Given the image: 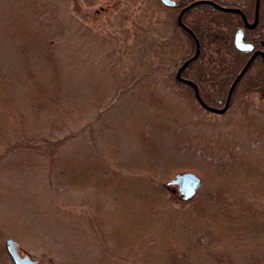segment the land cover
<instances>
[{"label":"rangeland","instance_id":"rangeland-1","mask_svg":"<svg viewBox=\"0 0 264 264\" xmlns=\"http://www.w3.org/2000/svg\"><path fill=\"white\" fill-rule=\"evenodd\" d=\"M174 17L158 0H0V72L9 77L11 92L16 95L25 77L21 44L28 36L18 39L17 30L35 32L53 42L70 105L52 108L45 122L25 134L34 144L14 148L0 134L3 264L9 261L5 244L9 238L18 243L21 256L38 264H147L148 255L157 257L158 264L165 261L157 224L133 248L116 249L126 239L122 212L134 205L115 203L124 191L123 183L100 177L94 188L79 191L60 175L82 159L99 157L110 163L106 154L113 148L116 159L111 172L135 177L140 150L127 135L135 116L155 135L166 155L165 166L177 164L179 172L199 175L191 170L198 169L199 149L226 140L241 143L233 113L219 116L196 109L184 98L169 67L150 73L155 54L175 55ZM144 66L150 75L140 78ZM152 93L175 104L190 121L181 136L156 129L148 106ZM254 101L264 122V100ZM12 115L0 106V130L10 127ZM176 174L164 170V185L169 195L181 199L177 187L170 184ZM245 187L242 195L264 221V201ZM173 204L177 209L189 208L188 203ZM203 220L209 224L207 216ZM209 226L211 254L199 253L189 264H264V231L242 227L228 236L222 235L219 224Z\"/></svg>","mask_w":264,"mask_h":264},{"label":"trees","instance_id":"trees-1","mask_svg":"<svg viewBox=\"0 0 264 264\" xmlns=\"http://www.w3.org/2000/svg\"><path fill=\"white\" fill-rule=\"evenodd\" d=\"M195 1L198 0H176L177 5L168 8L175 15L172 22V34L177 38L175 55L167 57L163 53L155 54L153 58L156 64H151L153 69L150 73L169 67L187 101L206 114L219 115L205 110L196 100L193 87L176 79V73L183 63L196 53L195 40L179 26L178 14L182 8ZM208 1L221 7L241 10L249 23L255 20L256 0ZM158 3L162 6L159 0ZM182 22L196 35L200 53L181 76L197 85L200 97L209 107L223 109L232 83L253 54L236 50V31L243 28L245 41L251 43L254 50L264 52V0H260L259 21L254 29L245 26L240 14L224 12L210 4H199L188 9ZM34 33L17 30L18 39H23L25 35L28 37L21 44L25 77L16 95L9 88V77L0 72V106L15 117L9 118L10 127L2 128L0 134L6 138L4 143L8 146L10 143L14 148L34 144L25 134L35 131L45 122L52 108L70 107L63 67L52 50L53 42ZM146 70L144 66L140 78L150 75ZM256 98L264 100V58L261 56L254 58L235 87L226 112L236 116L234 124L241 143H236L235 139L226 140L220 142L219 146L197 151L198 169L191 170L198 172L202 186L190 201L169 195L171 192L164 185L163 172L165 170L167 175H173L182 169L177 164L165 166L166 155L159 150L155 135L137 116L127 130V135L140 150V159L136 163L139 172L135 177L129 175L122 178L120 174L111 172L114 169L111 162L116 159V152L110 148L106 154L110 163L106 164L99 157L82 159L69 164L68 171L61 174L60 178L79 191L94 188L95 181L100 177L116 178L124 184V191L115 198V203H126L125 206L134 203L133 207L130 206L132 208L126 207L122 212V220L127 226L126 239L117 244L116 249L133 248L146 239L157 224L167 254L165 261L160 264H189L199 253L211 254L213 233L209 225L212 223L219 224L222 235L228 236L242 227L264 231V221L247 202V197L242 195L243 188L249 186L264 201V122L258 116ZM148 106L153 112L156 129L168 135L181 136L190 124L182 110L154 93ZM9 136L13 142L9 141ZM173 203H188L189 208L177 209ZM204 216L210 220L209 224L203 222ZM3 255L4 250L1 248L0 264L4 263ZM8 260V264H12L9 257ZM145 263L158 264V258L148 255Z\"/></svg>","mask_w":264,"mask_h":264},{"label":"water","instance_id":"water-1","mask_svg":"<svg viewBox=\"0 0 264 264\" xmlns=\"http://www.w3.org/2000/svg\"><path fill=\"white\" fill-rule=\"evenodd\" d=\"M162 4H164L167 7H174L176 6V2L174 0H160ZM199 4H210L212 6H214L215 8L224 11V12H229V13H238L243 17L244 23L247 26V28H255L257 23H258V18H259V6H260V0H256V10H255V21L253 24H249L245 15L243 14V12L239 9H235V8H225V7H221L217 4H215L212 1H208V0H201V1H195L193 3H191L190 5L186 6L185 8H183L181 10V12L179 13L178 16V24L181 28H183L186 32H188L193 39L195 40L196 43V53L193 57H191L190 59H188L186 62H184V64L181 66V68L178 70L177 74H176V79L178 82L180 83H184V84H188L191 85L195 91V97L197 99V101L200 103V105L207 111H210L212 113H216L219 115H223L229 108L230 105V101H231V97H232V93L235 89V87L237 86V84L240 82V80L242 79V77L245 75V73L247 72L248 68L250 67L252 61L254 60V58L256 56H262L264 58V52L263 51H255L251 58L248 60V62L246 63V65L244 66V68L241 70V72L238 74V76L236 77V79L234 80V82L232 83L228 96H227V101H226V105L223 109H216V108H212L209 107L200 97L199 94V90L197 85L190 81V80H186L184 78H182L181 74L183 72V70L194 60H196L199 56L200 53V44L199 41L197 39V37L195 36V34L184 25V23L182 22V17L184 15V13ZM234 46L238 51L241 52H253L254 51V46L250 43H247L244 41V31L243 29H240L236 32L235 37H234ZM171 184L175 185L178 187L179 193L182 195L183 200L188 201L191 200L192 198H194L196 196V194L198 193V191L200 190L201 186H202V180L201 178L196 175L195 173L192 172H185V173H180L177 174L175 176V178L172 180ZM6 245H7V251L8 254L13 262V264H38L37 261L32 260L29 256H20V254L18 253L17 250V242L14 241L13 239H7L6 240Z\"/></svg>","mask_w":264,"mask_h":264}]
</instances>
